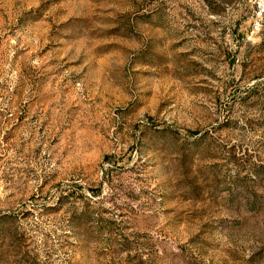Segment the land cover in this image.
I'll return each instance as SVG.
<instances>
[{
    "label": "rangeland",
    "instance_id": "rangeland-1",
    "mask_svg": "<svg viewBox=\"0 0 264 264\" xmlns=\"http://www.w3.org/2000/svg\"><path fill=\"white\" fill-rule=\"evenodd\" d=\"M0 264H264V0H0Z\"/></svg>",
    "mask_w": 264,
    "mask_h": 264
}]
</instances>
